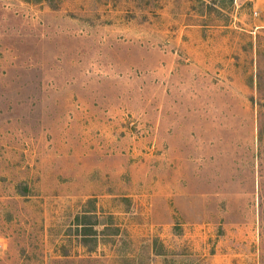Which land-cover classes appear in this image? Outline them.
I'll return each mask as SVG.
<instances>
[{"label":"rangeland","instance_id":"374dc122","mask_svg":"<svg viewBox=\"0 0 264 264\" xmlns=\"http://www.w3.org/2000/svg\"><path fill=\"white\" fill-rule=\"evenodd\" d=\"M0 264H264V0H0Z\"/></svg>","mask_w":264,"mask_h":264}]
</instances>
